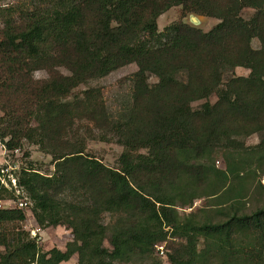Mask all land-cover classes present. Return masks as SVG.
Returning a JSON list of instances; mask_svg holds the SVG:
<instances>
[{
	"label": "trees",
	"instance_id": "1",
	"mask_svg": "<svg viewBox=\"0 0 264 264\" xmlns=\"http://www.w3.org/2000/svg\"><path fill=\"white\" fill-rule=\"evenodd\" d=\"M174 6L216 22L159 30ZM131 63L113 112L89 84ZM91 140L121 147L115 165ZM0 143L52 165L27 161L0 198L72 235L43 250L0 208V264H264V0H0Z\"/></svg>",
	"mask_w": 264,
	"mask_h": 264
},
{
	"label": "rangeland",
	"instance_id": "2",
	"mask_svg": "<svg viewBox=\"0 0 264 264\" xmlns=\"http://www.w3.org/2000/svg\"><path fill=\"white\" fill-rule=\"evenodd\" d=\"M252 12V10H246L245 15H248ZM200 19L201 23L198 25L199 28L203 30H207L216 22V19L209 18L203 15H197ZM188 23V15H184L181 17L180 14V6H174L162 13L157 18V26L159 30H162L166 25L170 22L181 19ZM257 42L253 41V45L256 46ZM136 70L135 64H127L122 66L108 75L92 80L89 85L98 86L101 88L102 93L105 97V100L113 112H116L120 105L129 98L130 94L133 90L134 85V71ZM235 73L238 75H246L248 70L242 67H237L235 69ZM45 74L42 71H38L35 73L36 77L44 76ZM150 81H155V78L151 77ZM80 89L85 88V86H80ZM213 101L214 98L212 97ZM200 101L192 103L193 106L199 104ZM258 141V137L256 134H252L245 139L246 144H254ZM87 148L90 152L99 157L105 164L107 165H115V160L118 154L121 151V147L114 142H101L97 140H91L87 142ZM27 151L29 155L27 157L24 156V152ZM32 161L35 163L37 167L40 168L42 172H49L52 168L50 165V156L42 153L37 149V146L31 144H25L22 149L18 150V152H11L5 149V147L0 143V166H10L12 172L15 173L17 170L25 165L27 161ZM218 166H222L221 161L216 163ZM261 182L264 184V176L261 177ZM202 201L198 200L194 202V205L191 208H197L201 205ZM188 208V209H191ZM26 218L19 225L23 227L26 231H28L32 236L38 235V242L43 250L48 249L52 246H56L57 248L63 249L65 243L72 239V235L70 230L65 226H56V227H48L43 229H38L33 216L30 212L29 208L24 209ZM38 229V230H37ZM31 230L34 233H31ZM1 249V248H0ZM164 263H167L166 258L164 256H159ZM76 255H73L67 262L64 264H76Z\"/></svg>",
	"mask_w": 264,
	"mask_h": 264
},
{
	"label": "built area",
	"instance_id": "3",
	"mask_svg": "<svg viewBox=\"0 0 264 264\" xmlns=\"http://www.w3.org/2000/svg\"><path fill=\"white\" fill-rule=\"evenodd\" d=\"M13 152H18V149H14ZM12 169L13 168H11L10 166H0V184L4 185L7 188H12L16 186V181L12 174ZM15 193H16V199L0 198V208H8L15 206L23 210L26 209L29 205V202L26 200L25 197L18 196L19 194L18 189L15 190ZM31 233H34V231L31 230ZM155 249H156V253L159 256H164V249L162 244L155 245Z\"/></svg>",
	"mask_w": 264,
	"mask_h": 264
},
{
	"label": "water",
	"instance_id": "4",
	"mask_svg": "<svg viewBox=\"0 0 264 264\" xmlns=\"http://www.w3.org/2000/svg\"><path fill=\"white\" fill-rule=\"evenodd\" d=\"M188 23L192 26L198 27V25L201 23L200 19L198 18V14L189 12L188 14Z\"/></svg>",
	"mask_w": 264,
	"mask_h": 264
},
{
	"label": "crops",
	"instance_id": "5",
	"mask_svg": "<svg viewBox=\"0 0 264 264\" xmlns=\"http://www.w3.org/2000/svg\"><path fill=\"white\" fill-rule=\"evenodd\" d=\"M41 231V230H40ZM62 264H64V263H62Z\"/></svg>",
	"mask_w": 264,
	"mask_h": 264
}]
</instances>
